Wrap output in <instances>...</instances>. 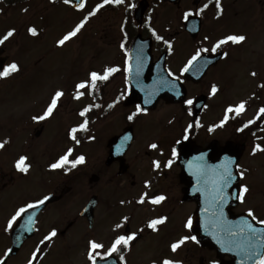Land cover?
<instances>
[{"label":"flooded vegetation","instance_id":"obj_1","mask_svg":"<svg viewBox=\"0 0 264 264\" xmlns=\"http://www.w3.org/2000/svg\"><path fill=\"white\" fill-rule=\"evenodd\" d=\"M9 1L7 5L23 7L26 0ZM49 3L55 5L56 0ZM220 3L222 13L215 0H124L100 8L95 72L103 75L108 68L118 71L97 81L95 89H81L80 99L75 98L76 91H64L46 119L34 117L44 114L57 91L42 111L32 114L36 127L41 124V134L35 133L37 139L46 134L45 128L52 121L63 120L51 145L56 147L59 141V146L49 154L46 173L58 172L51 165L69 149L72 152L58 179L52 174L39 177L46 185L41 198L0 215V221L5 220L8 226L21 208L40 204L52 194L59 197L36 216L33 234L29 228L17 236L11 233L22 213L12 222L9 233L0 235V264H92L90 241L101 243L104 247L98 251L104 254L117 236L133 233L136 237L128 247L121 246L104 259L97 257L96 264H162L165 259L179 264H241L242 260L256 264L258 257L246 259L234 245L222 242V228L234 231L230 223L239 220L240 227L247 221L264 233V224L257 222L264 220V113L260 111L264 108V0ZM205 4L208 7L199 13ZM187 12L193 15L185 20ZM45 13L36 12L35 20L41 25L27 27L29 36L39 37L38 45L48 35L45 28L48 30L50 23ZM86 25L63 46L57 42L72 30L62 33L54 46H83L89 37ZM30 28H35L37 35L33 36ZM157 35L162 39L157 40ZM229 35H243L246 40L228 42L211 51ZM136 41L138 48L133 53ZM201 49L209 50L200 53V58L210 63L208 69L195 61L183 71ZM73 59L76 65L80 61L78 54ZM158 62L164 80L158 103L150 106L152 100L146 94L130 102L131 77H150ZM68 70L66 77H74L73 69ZM188 100L193 104L188 105ZM74 101L80 106H72ZM241 103L244 109L237 113ZM138 105L143 111L137 112ZM230 107L234 111L228 112ZM85 108L90 111L81 116ZM85 120L87 131H77V144L70 133ZM152 144L157 147L153 149ZM79 156H84V163L72 167ZM19 160L13 163L16 173L13 171L7 180L2 176L1 187L24 179L26 173L16 167ZM222 166L231 172L226 184L221 180ZM244 186L248 192L241 202L237 195ZM161 195L165 197L161 203L150 202ZM142 197L144 203H140ZM249 210L256 222L248 216ZM156 219L165 222L153 230L148 225ZM189 219L191 228L185 227ZM118 224L121 227L117 228ZM52 231L56 235L45 240ZM185 236H195L196 241L187 240L173 252L171 245ZM15 237L26 238L17 252ZM229 247L232 250L226 251Z\"/></svg>","mask_w":264,"mask_h":264},{"label":"rangeland","instance_id":"obj_2","mask_svg":"<svg viewBox=\"0 0 264 264\" xmlns=\"http://www.w3.org/2000/svg\"><path fill=\"white\" fill-rule=\"evenodd\" d=\"M87 1L84 7L77 11L66 3L50 6L49 0H26L23 7L0 3V38L11 29L15 31L9 40L0 45L2 55L7 57L8 66L15 63L19 69L7 77H0V143L5 145L0 149V215L6 212L11 214L16 209L37 201L46 191V185L39 177L52 174L58 179L63 171L59 168L58 172L46 173L44 167L49 154L54 153V149L59 146L58 141L56 147H51L63 120L52 121L45 128L46 134L37 139L35 133L39 131L41 124L36 127L31 116L37 111H42V107L54 92L80 91L76 85L81 82L90 83V74L97 70V30L102 25V19L100 9L95 15H89L97 8L99 0ZM44 11L50 25L48 30L45 28L48 35L43 44L38 45L39 37H31L26 32L29 25H41V22L35 20V15L36 12H42L43 15ZM85 17V25L89 30L86 44L54 46L62 33L73 30ZM76 54L80 58L77 65L73 59ZM39 59L42 61L38 62ZM72 64L75 67L71 66ZM70 67L74 77H66ZM72 106L79 107L80 103L74 101ZM67 118L71 119V116ZM21 157H26L25 164L28 166L24 179L15 184H10V181L8 188L1 187L2 176L6 175L4 178L7 180L13 171L16 173L13 163ZM14 176L16 178L17 175ZM4 221H0V235L8 234L10 230Z\"/></svg>","mask_w":264,"mask_h":264},{"label":"snow or ice","instance_id":"obj_3","mask_svg":"<svg viewBox=\"0 0 264 264\" xmlns=\"http://www.w3.org/2000/svg\"><path fill=\"white\" fill-rule=\"evenodd\" d=\"M70 0H64V3H69ZM124 0H104L103 4H100L97 6V8L91 12L89 15H95L97 11H99L100 8L104 7L105 4H110V3H116V4H121L123 3ZM80 8L84 7V4L81 3L79 5ZM131 7H135V4L131 5ZM208 7V4H205L203 6V8H201L199 10V13H202L206 8ZM215 7L217 8V10L219 12L222 13L223 9L221 7V3L220 0H215ZM197 13V14H199ZM193 15L192 12H187L184 14V18L185 20L188 19L189 16ZM87 21V18H85L84 21H82L80 24L76 25V27L69 33H67L61 40L58 41L59 45L63 46L67 41H69L71 38L75 37L80 31L81 29L84 27L85 23ZM29 32L35 36L37 35L36 29L35 28H30ZM14 35V30H9L6 35L3 36V38H0V45H3L5 43V41L9 40L10 37H12ZM153 35H156L155 32H153ZM157 40H161L162 37L160 36H156ZM246 40V37L243 35H229L227 36L225 39L218 41L211 49L212 52H216L217 49H219L221 47V45L226 44L228 42L234 43V44H238L241 43L243 41ZM167 43V42H166ZM169 47H171V45H169ZM209 51L208 49H201L200 52L197 53V55L193 56L191 60L188 61L187 66L183 69V71L187 72L191 67H193V63L195 61H197L200 58V53L201 52H207ZM225 56L227 55V53L224 54ZM18 66L15 63H12L11 65H9L8 67L4 68L3 71H0V77H7L9 76L11 73L18 71ZM118 71V69L115 68H108L106 69L105 73L103 75H100L96 72H92L90 74V83L89 82H81L79 84L76 85V88L79 89H85L88 87H91L92 89L96 88V83L97 81H103V80H107L109 75ZM253 76H255V73H252ZM217 91V89L215 88V86H213L212 88V92L213 94H215ZM64 95L63 92L61 91H57L55 93V95L53 96L50 105L48 106V108L46 109V111L44 112V114L42 116L39 117H34V119L37 120H44L47 117L51 116L53 111L57 108L58 106V101L61 99V97ZM83 95L82 92H77L76 95V99H80L81 96ZM148 101H145V103H147ZM188 105H192L193 101L192 100H188L187 101ZM98 107V105H97ZM113 107V105H109V108ZM244 109V104L241 103L238 108L235 109V111L237 113H239L240 111H242ZM90 111L89 108H85L80 115L81 116H85L86 113ZM143 111L140 106H137V112ZM228 112H232L234 111L233 108H228L227 109ZM261 113H264V108H262ZM135 115V113L133 114ZM129 120L133 119V116H129L128 117ZM225 119H227V116L225 117ZM87 124L88 121L85 120L83 124H81L79 126V128H73L71 130V138L77 143L79 144L80 141L77 139L76 133L77 131H87ZM187 131V130H186ZM185 139H187V136H185ZM4 143H0V149H2L4 147ZM151 147L153 149H155L157 147L156 144H152ZM257 149L259 150V146H257ZM72 150L69 149L68 153H66L64 156H62L60 158V160L54 164L51 165L52 169H59L62 168L64 165H66L69 162V156L71 155ZM173 156H176V150L173 149L172 151ZM25 160L26 157H21L20 160L17 162L16 167L21 171V172H27L28 170V166L25 164ZM85 161L84 156H79L78 158H76L73 162H72V167H75L78 164H83ZM155 163V167L159 168L160 165L158 162H154ZM168 166H171V161L168 162ZM223 167V173L221 175V180L224 181V183L226 184L228 182V180L231 179V172L230 170L226 167V166H222ZM241 175H243L241 173ZM248 192V188L246 186H244L241 191L239 192V194L237 195V199H239L241 202H243V198H244V194ZM48 197H45L44 200L39 201L40 204H43L45 202V200H47ZM165 199L164 196H156L154 199H152L150 202L153 204H159L161 203L163 200ZM140 203H144V198L142 197L140 200ZM29 208L31 207H35V205H28ZM26 211L25 208H21L17 213L16 216L13 217L12 221H10L9 223V227H11L12 222H14L22 213H24ZM248 216L252 217L253 220L256 219L254 213L249 210L248 212ZM165 221L164 219H156V220H152L148 227L152 228L153 230L156 229V226L159 224H163ZM259 224H264V220H259L257 221ZM117 228L121 227V225H117ZM185 227L187 228H191L192 227V221L191 219L188 220L187 224L185 225ZM222 230L225 232V238L222 241L223 243H227L229 245H234L239 252L246 258V259H253V257H258V260L256 261V264H264V253H261L259 251V249L264 248V233H262L260 230H258L257 228H255L252 224L248 223L247 221L243 222V226L239 228L238 231H233L231 227H223ZM56 235L55 231H52L50 233V235L48 237H45V240H50L52 237H54ZM136 237V234L133 233L131 235H119L116 237V239L112 242L111 247L108 248L107 252L104 254H101L100 249H102L104 246L101 243L95 242V241H90V250H89V260L92 262V264H96V260L97 257H99L100 259H104L105 256H111L113 253L119 251L120 247H128L130 241L134 240ZM237 237H240L239 240H237ZM187 240H192V241H196V237L195 236H185L183 238H181L178 242L173 243L171 245V250L173 252H176L177 249H179L181 247V245H183ZM226 251H230L232 250L231 247L226 248ZM33 258H36V253H33ZM121 260H123V256L120 257ZM29 264H31V261L29 262ZM162 264H179V262L176 261H172V260H168L165 259L162 261ZM241 264H244V261H241Z\"/></svg>","mask_w":264,"mask_h":264},{"label":"water","instance_id":"obj_4","mask_svg":"<svg viewBox=\"0 0 264 264\" xmlns=\"http://www.w3.org/2000/svg\"><path fill=\"white\" fill-rule=\"evenodd\" d=\"M74 7H79L81 3H84V0H70V2ZM142 10V9H141ZM136 44V43H135ZM137 45L134 46L133 52L136 50ZM1 52V51H0ZM6 59L0 60V71H3L5 66ZM198 63L201 64V66L205 65V70L208 69L207 64L202 58L198 61ZM160 66V64H159ZM157 73H162L160 68L156 71H150V77H131V82L134 83L135 81V89L133 88V91L128 98L131 99L130 102H135L136 98L140 97L141 92L146 90L149 91L147 96L154 102V105L158 102L162 95L163 91V80L162 77H155ZM153 105V106H154ZM42 131L38 132V135L41 134ZM59 200V197L51 195L43 204L35 205V207H31L26 209V211L22 214L20 221L17 223V225L12 230L13 235H20L23 228H29L31 231L30 234H33V227H34V221L36 216L39 214L40 211H42L47 204ZM23 233V232H22ZM25 238H14V244L16 245L14 248V252H17V247L21 244H23ZM261 253L264 252V248L259 249Z\"/></svg>","mask_w":264,"mask_h":264},{"label":"trees","instance_id":"obj_5","mask_svg":"<svg viewBox=\"0 0 264 264\" xmlns=\"http://www.w3.org/2000/svg\"><path fill=\"white\" fill-rule=\"evenodd\" d=\"M12 2H13L12 0L9 1V3H12Z\"/></svg>","mask_w":264,"mask_h":264}]
</instances>
